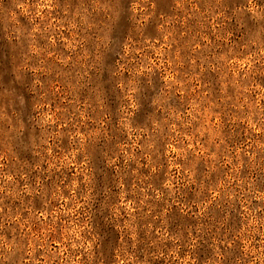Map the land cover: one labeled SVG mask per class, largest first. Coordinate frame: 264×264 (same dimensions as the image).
<instances>
[{"label": "rangeland", "instance_id": "1", "mask_svg": "<svg viewBox=\"0 0 264 264\" xmlns=\"http://www.w3.org/2000/svg\"><path fill=\"white\" fill-rule=\"evenodd\" d=\"M0 264H264V0H0Z\"/></svg>", "mask_w": 264, "mask_h": 264}]
</instances>
